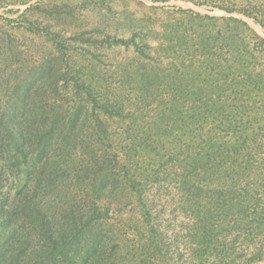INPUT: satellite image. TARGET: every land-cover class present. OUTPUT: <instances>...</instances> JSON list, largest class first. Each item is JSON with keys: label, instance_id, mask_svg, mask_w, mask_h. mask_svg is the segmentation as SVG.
<instances>
[{"label": "rangeland", "instance_id": "rangeland-1", "mask_svg": "<svg viewBox=\"0 0 264 264\" xmlns=\"http://www.w3.org/2000/svg\"><path fill=\"white\" fill-rule=\"evenodd\" d=\"M257 3L0 0V195L59 161L55 264H264V29L216 8Z\"/></svg>", "mask_w": 264, "mask_h": 264}, {"label": "trees", "instance_id": "trees-1", "mask_svg": "<svg viewBox=\"0 0 264 264\" xmlns=\"http://www.w3.org/2000/svg\"><path fill=\"white\" fill-rule=\"evenodd\" d=\"M193 4L203 6L202 3L197 1H193ZM216 8L228 14L240 13L252 19L264 29V0H260V3L256 5L249 4L243 7V9L229 7ZM230 20L235 23L241 22V20L234 17H231ZM0 124L2 127L1 130L13 131L11 125L1 117ZM28 133L27 131H15L14 138L16 142L12 145V142L7 141L9 136L0 139V150H5L4 152L7 151V153L11 152L10 149L12 151L19 150L25 144L24 140L27 142ZM59 142L56 141L57 144ZM41 143L39 142L37 146L40 152L38 158L47 155L48 148L49 150L52 148L53 150L56 149L54 153H58L62 148L63 142L56 148L48 140H45L43 145ZM36 161L33 159L31 161L32 167L34 168L38 166ZM58 162L56 161L50 164L53 168L50 172L47 171L49 164L47 160L39 164V172L28 171V189L26 187L21 188L11 201L7 195H0V237H2L0 239V264L4 263L2 259L11 251L12 246L18 248L23 254H27L26 263L28 264H55L56 257L53 255V251L60 245L56 237V232L60 229L67 230L66 226L72 213L70 206L74 204L73 199L69 198L68 194L65 197H60L57 194L56 202L52 201V198L46 202L43 201L46 197V192L50 191L49 195H51V192L53 193L52 189L58 188L57 184L60 182V177L62 176V169L58 166ZM2 177H4V173L0 172V180ZM34 180L37 184L30 187V182ZM43 202L48 203V205L46 206ZM52 210L54 213L55 211L57 212V216H48L49 211ZM41 228L44 230L45 236L37 239ZM259 258L257 255L251 261L260 260Z\"/></svg>", "mask_w": 264, "mask_h": 264}]
</instances>
